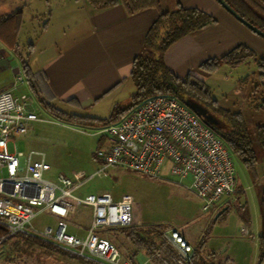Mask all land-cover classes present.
<instances>
[{
	"label": "rangeland",
	"instance_id": "rangeland-1",
	"mask_svg": "<svg viewBox=\"0 0 264 264\" xmlns=\"http://www.w3.org/2000/svg\"><path fill=\"white\" fill-rule=\"evenodd\" d=\"M214 2L224 14H227L225 16H230L236 21L216 0ZM216 18L222 20L219 16ZM236 22L246 32L264 42L261 36L239 21ZM43 23V20L23 17L18 44L24 56H27L29 52L28 46L35 43L40 37ZM256 53H260L259 48ZM8 54L6 59L10 61L11 67L19 70L21 64H19L18 56L15 54V57L12 53ZM182 55L187 54L183 52ZM1 57L2 55H0ZM15 60L19 63L13 62ZM194 69L197 67L192 68V70ZM19 72L18 76L23 77L22 71ZM258 73L256 63L250 61L235 69L224 65L215 72L206 74V83L216 104L227 111L242 114L249 134L255 140L257 157V161L249 165L231 153L237 181L236 191L219 206L221 207L226 202L231 205L227 214L216 222L215 216L219 212L216 209L217 206L209 213L201 210V204L197 197L186 188L190 184V178L180 180L174 176H167L166 180L154 179L113 166L106 167L102 171L103 165L94 158L97 149L106 145L105 136L98 133L99 127L80 126L53 116L36 101L35 95L26 84L22 85V92L31 96L35 104L34 110L42 121L34 123L26 136L15 138V147L11 142L9 149L12 153L24 152L28 154L31 151H37L44 154L52 168L47 174V177L51 179H55L59 173L72 176L75 172L84 171L87 179L78 189L77 194L79 195L109 193L114 199H119L126 194L131 195L133 198L131 225L100 231L101 236L112 240L128 260L133 257L137 248L123 230L129 231L130 228H138V230L146 232L144 234L146 240L159 243L164 240L163 230L175 228L186 235L187 240L196 248L202 241L207 227L211 226V232L201 254L203 259L199 264L212 263L214 253L211 250L216 251L218 257L221 256L220 253H224L222 255L224 257L234 254L237 264H248V254L257 252L254 264H258L257 235L259 234L257 233L258 231L260 233L262 224L260 195L264 187V151L256 140V127L264 125V112L255 107L262 95V92L255 91L256 85L261 83ZM11 74L13 80L14 73ZM0 89H8V86L0 87ZM130 104L107 100L92 109L91 114L83 115L109 119L115 115V112H119L121 107L127 108ZM207 110L212 113L209 109ZM212 114L218 120V127L226 126L225 120L214 113ZM246 206L252 222V234L243 236L239 229L244 226L241 214L244 213L243 210ZM92 213L90 205L65 198L35 218L33 225L39 229H44L47 226L54 228L57 218H62L69 223L68 230L70 232L83 234L86 231L85 228L89 227L91 223ZM20 234L13 236L6 234L1 238V240L5 238L8 240L6 243L0 244V264H101L94 260L85 261V258L55 244L60 249L75 255L76 258L47 249L44 246L31 244V241L23 238ZM243 253L245 254L244 258H242ZM254 256L253 254L252 260ZM135 258L138 264H162L153 254L148 255L145 250L138 253Z\"/></svg>",
	"mask_w": 264,
	"mask_h": 264
},
{
	"label": "built area",
	"instance_id": "built-area-1",
	"mask_svg": "<svg viewBox=\"0 0 264 264\" xmlns=\"http://www.w3.org/2000/svg\"><path fill=\"white\" fill-rule=\"evenodd\" d=\"M18 74L10 88L0 89V225L6 228L7 236L36 235L86 260L134 264L112 240L100 234L102 229L131 225V195L119 199L109 193L79 195L77 191L87 179L84 171L72 176L59 173L51 179L47 177L51 165L42 153L10 151L9 144L15 138L27 135L34 122L42 121L30 95L17 92L25 83ZM98 130L106 138V145L95 153L102 171L113 166L154 179L190 178L186 188L205 213L218 208L236 191L233 157L225 141L174 96H151L118 122ZM65 198L92 207V220L84 235L69 232V223L62 218H57L54 228L33 225L35 218ZM241 232L249 235L251 228L245 226ZM162 234L165 242L154 251V257L162 264H193L195 248L177 229H165Z\"/></svg>",
	"mask_w": 264,
	"mask_h": 264
},
{
	"label": "crops",
	"instance_id": "crops-1",
	"mask_svg": "<svg viewBox=\"0 0 264 264\" xmlns=\"http://www.w3.org/2000/svg\"><path fill=\"white\" fill-rule=\"evenodd\" d=\"M160 4L164 11L173 10L180 4L222 18H216V24L191 33L166 51L164 62L176 76L185 77L192 68L209 58L226 54L241 43L256 51L259 48L261 55L257 54L264 58L263 40L236 24L238 20L225 16L227 14L220 10L214 0H160ZM18 9L22 10L25 18L44 21L40 37L33 43L29 64L32 71L38 72L43 78L39 85L41 95L47 102L64 112L79 115L91 114L92 109L107 100L130 103L135 92L130 77L134 60L159 15L158 9L147 8L129 14L122 3L95 9L86 0H0V17ZM0 49L3 55L0 58V87L10 88L14 81L11 73L15 76L16 72L21 71V65L19 70L11 67L6 58L8 53H15L1 42ZM183 52L187 55H182ZM13 62L19 63L17 60ZM25 84L28 86L26 79ZM260 84L264 87V78ZM22 89V86L18 87L17 92L21 93ZM121 108L119 112L126 111V107ZM216 209L219 211V208ZM243 211V227L249 226L252 230L248 207ZM73 234L84 235L85 232ZM211 251L214 253L211 264H237L233 253H230L233 254L230 257L220 253L218 257L216 251ZM256 253L248 254V264L256 263ZM242 255L244 258L245 254Z\"/></svg>",
	"mask_w": 264,
	"mask_h": 264
},
{
	"label": "trees",
	"instance_id": "trees-1",
	"mask_svg": "<svg viewBox=\"0 0 264 264\" xmlns=\"http://www.w3.org/2000/svg\"><path fill=\"white\" fill-rule=\"evenodd\" d=\"M86 1L95 9H105L122 3L129 14L147 8H156L159 11L157 19L147 33L143 48L134 60L130 77L134 83L135 92L130 99L131 104L126 108V111L115 112V115H112L109 119H100L97 117L67 113L47 102L42 97L40 91L41 88L39 83L43 78L38 72H33L29 64V58L33 52V44L28 46L29 52L27 56L22 54L18 44L19 31L23 23L22 10L18 9L15 12L0 17V42L18 56L21 64V71L29 88L38 99L39 104L46 111L59 119L76 125L102 128L118 122L132 108L151 96L161 94L174 96L184 104L187 100H193L202 104L212 113L220 116L227 122L226 126H212L211 128L225 141L233 155L239 157L243 162L249 165L257 161L255 140L250 136L242 114L240 112L233 113L227 111L216 104L215 100L211 97L210 88L206 83V74L213 73L224 65L235 69L250 61H254L259 70L258 77L262 80L264 78L263 57L258 55L256 51L247 44L241 43L220 57L207 59L201 63L197 69L191 70L185 77L181 78L176 76L166 66L164 54L170 46L184 37L216 24L217 20L213 15L201 9L186 8L180 4L173 10L164 11L161 9L160 0ZM225 1L249 23L264 31V0ZM255 91L262 92L260 100L255 104V107L264 112V87L262 84L256 85ZM256 140L264 151V125H258L256 127ZM94 158L96 159V155H94ZM225 206L227 207L226 210L215 219V222L227 214L231 205L226 202L219 211ZM260 215L262 224L258 235V264L264 262V187L260 195ZM210 230L211 226L207 227L202 241L199 246L195 248L193 264H199L200 260L203 259L201 254L211 232ZM123 231L137 248L136 253L131 258L134 264H137L135 257L142 250H145L148 255H152L154 251L165 242V240L159 243L153 240H146L144 237L146 232L138 230V228H130L129 231ZM6 234V228L0 225V244L6 243L8 240V238L1 240ZM20 235L31 241V244L44 246L47 249L76 258L75 255L60 249L52 242L46 241L36 235L22 233Z\"/></svg>",
	"mask_w": 264,
	"mask_h": 264
},
{
	"label": "water",
	"instance_id": "water-1",
	"mask_svg": "<svg viewBox=\"0 0 264 264\" xmlns=\"http://www.w3.org/2000/svg\"><path fill=\"white\" fill-rule=\"evenodd\" d=\"M229 14H231L236 20H238L240 23H242L244 26L249 28L251 31H253L255 34L261 36L264 39V31L257 28L256 26L249 23L246 19H244L240 14H238L234 8H232L225 0H216ZM185 105L190 108L194 113H196L202 121L208 125L209 127L217 126L218 120L213 116L212 113H210L206 107H204L202 104L195 102L193 100H187L185 101ZM226 210V207L222 208L221 211H219L215 219H217L222 212ZM264 264V262L262 263Z\"/></svg>",
	"mask_w": 264,
	"mask_h": 264
},
{
	"label": "flooded vegetation",
	"instance_id": "flooded-vegetation-1",
	"mask_svg": "<svg viewBox=\"0 0 264 264\" xmlns=\"http://www.w3.org/2000/svg\"><path fill=\"white\" fill-rule=\"evenodd\" d=\"M222 207V206H221ZM221 207H219V209H221Z\"/></svg>",
	"mask_w": 264,
	"mask_h": 264
}]
</instances>
